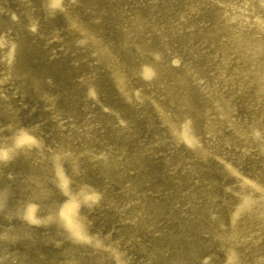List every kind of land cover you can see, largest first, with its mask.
<instances>
[{"label": "rangeland", "instance_id": "374dc122", "mask_svg": "<svg viewBox=\"0 0 264 264\" xmlns=\"http://www.w3.org/2000/svg\"><path fill=\"white\" fill-rule=\"evenodd\" d=\"M0 264H264V0H0Z\"/></svg>", "mask_w": 264, "mask_h": 264}, {"label": "bare ground", "instance_id": "6f19581e", "mask_svg": "<svg viewBox=\"0 0 264 264\" xmlns=\"http://www.w3.org/2000/svg\"><path fill=\"white\" fill-rule=\"evenodd\" d=\"M29 137L28 136H26V135H24L23 136V140H26V139H28ZM67 210H66V216H68L69 215V217H73V211H74V207H73V205L72 204H69L68 206H67V208H66Z\"/></svg>", "mask_w": 264, "mask_h": 264}, {"label": "clouds", "instance_id": "9594fccd", "mask_svg": "<svg viewBox=\"0 0 264 264\" xmlns=\"http://www.w3.org/2000/svg\"><path fill=\"white\" fill-rule=\"evenodd\" d=\"M3 155L6 157L7 156V153H4Z\"/></svg>", "mask_w": 264, "mask_h": 264}]
</instances>
